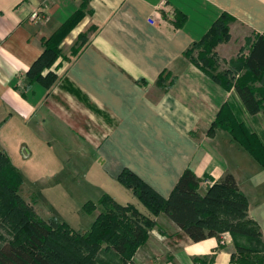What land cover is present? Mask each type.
Wrapping results in <instances>:
<instances>
[{
	"label": "crops",
	"instance_id": "obj_1",
	"mask_svg": "<svg viewBox=\"0 0 264 264\" xmlns=\"http://www.w3.org/2000/svg\"><path fill=\"white\" fill-rule=\"evenodd\" d=\"M33 12L39 17L31 18ZM76 13L60 47L80 35L87 42L65 78L98 113L62 84L61 97L49 96L39 83L19 89L43 51L42 40ZM177 14L186 18L179 27ZM222 14L232 20L229 40L215 53L225 62L245 58L254 36L264 33V0H0V152L14 167L32 180L50 181L56 170L98 165V176L112 184L104 194L143 214L149 212L117 181L123 169L164 199L186 168L200 179L201 196L230 174L247 200L246 218L259 230L257 240L225 231L195 243L161 214L131 264H241L235 243L264 246V167L228 132L209 133L228 104L264 146V114L250 116L234 89L183 55ZM161 73L168 75L165 85L174 78L170 86L157 84ZM254 86L264 91V75ZM33 166L39 170L27 169ZM23 183L18 193L35 209L20 193Z\"/></svg>",
	"mask_w": 264,
	"mask_h": 264
},
{
	"label": "trees",
	"instance_id": "obj_2",
	"mask_svg": "<svg viewBox=\"0 0 264 264\" xmlns=\"http://www.w3.org/2000/svg\"><path fill=\"white\" fill-rule=\"evenodd\" d=\"M176 16L175 25L179 27L186 18L183 14ZM78 19L79 13H76L51 37L42 40L43 51L25 75L28 79L27 88L39 83L48 89V82L41 71L56 59L57 47ZM230 21V16L222 14L183 55L223 88L234 89L250 116L261 112L264 114V91L254 86L264 75V33L254 36L245 58L231 62L234 67L237 64L242 67V76L228 80V71L215 72L216 59L219 57L214 50L218 44L229 40ZM86 42L87 39L76 47L73 58ZM199 45L201 52L196 60L192 51ZM167 78L168 75L163 76L161 73L157 84L170 86L174 78L165 85ZM64 89L98 113L67 80ZM214 129L228 132L264 167L261 140L234 117L228 104L220 108L209 133L214 132ZM117 181L131 191L151 216L141 213L133 205L123 206L104 194L96 203L87 201L84 204L86 213H92L97 207L100 211L88 230L80 233L55 217L41 218L33 206L20 197L18 192L22 176L9 157L0 152V224L7 225L6 230L11 234L10 240L0 243V264H131L137 250L146 243L149 232L157 226L155 217L161 214L195 243L225 231L235 238L257 240L259 237L256 224L246 218L247 200L230 174L211 185L206 194L201 196L197 192L200 179L186 168L166 199L128 169L119 173ZM235 249L241 255L237 259L241 264H264V258L259 253L264 251V246L261 250H253L235 243ZM102 252L110 256L111 260L101 261L99 257Z\"/></svg>",
	"mask_w": 264,
	"mask_h": 264
},
{
	"label": "rangeland",
	"instance_id": "obj_3",
	"mask_svg": "<svg viewBox=\"0 0 264 264\" xmlns=\"http://www.w3.org/2000/svg\"><path fill=\"white\" fill-rule=\"evenodd\" d=\"M82 36H78L67 48H61L59 44L56 59L42 69L41 75L48 82L47 90L49 96L61 97L60 84L65 86L67 66L73 59L76 47L87 39L86 35ZM200 52L201 45L193 49L192 55L196 60L199 59ZM233 61L235 59L225 62L217 58V69L215 72L222 73L228 71L226 76L228 80L238 78L244 70L238 64L234 67L231 63ZM27 83L28 79H25L22 85L19 86V89L25 91ZM93 163V165H96L95 161ZM88 165L86 163L83 166L80 165V167L71 166L62 170H56L55 178L50 181L39 177L32 180L24 171L18 170L22 176L23 184H25L22 185L20 193L23 198L29 199L32 202L35 211L43 215L42 217H55L60 221L66 222L76 232H85L99 213L100 208L97 207L92 213H86L84 204L87 201L96 203L104 194V190L110 189L108 185H112H107L106 180L98 176L100 174L99 170L97 171L98 165L96 166L97 168ZM27 169L33 172L39 170L35 169V167H27ZM27 182H31V184H27ZM25 188H27L26 191ZM25 192L27 195H25ZM147 215L151 216L148 213ZM6 226L0 224V243L11 239V234L7 232ZM99 258L104 262L111 260V257L103 252L100 253Z\"/></svg>",
	"mask_w": 264,
	"mask_h": 264
},
{
	"label": "built area",
	"instance_id": "obj_4",
	"mask_svg": "<svg viewBox=\"0 0 264 264\" xmlns=\"http://www.w3.org/2000/svg\"><path fill=\"white\" fill-rule=\"evenodd\" d=\"M37 17H39V14L37 12H33L31 14V18L36 19ZM149 23L150 24H153V20H150Z\"/></svg>",
	"mask_w": 264,
	"mask_h": 264
}]
</instances>
